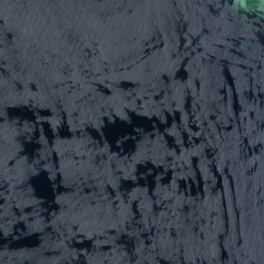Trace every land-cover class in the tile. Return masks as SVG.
Wrapping results in <instances>:
<instances>
[{
    "label": "water",
    "instance_id": "water-1",
    "mask_svg": "<svg viewBox=\"0 0 264 264\" xmlns=\"http://www.w3.org/2000/svg\"><path fill=\"white\" fill-rule=\"evenodd\" d=\"M0 264H264V0H0Z\"/></svg>",
    "mask_w": 264,
    "mask_h": 264
}]
</instances>
